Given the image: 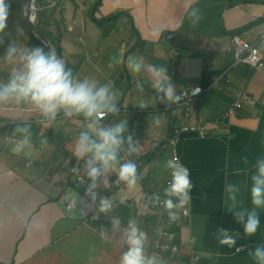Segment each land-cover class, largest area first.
Returning a JSON list of instances; mask_svg holds the SVG:
<instances>
[{"label":"crops","instance_id":"1","mask_svg":"<svg viewBox=\"0 0 264 264\" xmlns=\"http://www.w3.org/2000/svg\"><path fill=\"white\" fill-rule=\"evenodd\" d=\"M88 7L64 10L61 55L75 78L113 86L119 93V113L109 114L103 123L127 119L140 145L139 155L125 153L138 165L140 179L134 188L126 186L112 197L123 203L109 215L120 216L122 225L134 218L147 233L148 254L166 264H187L192 252L202 256L203 264H256L249 253L264 245V207L257 209V232L244 236L225 210L224 186L238 184V208L252 209L249 178L257 157L264 156V67L236 61L231 38L239 35L264 52V0H102L95 15L128 11L139 38L132 35L126 16L104 34L88 16ZM193 8L202 17L195 25L188 15ZM171 47L179 51L174 60ZM132 57L166 67L177 94L193 85H200L202 93L189 103L160 102L150 76L130 70ZM137 81L143 91L136 88ZM239 91L249 93L252 101L227 115ZM37 116L28 103L0 104V126L9 124L0 130V264H118L126 250L122 233L110 230L109 217L90 220L87 185L67 196L80 206L78 212L66 211L62 198L76 179L74 168L87 181L84 161L73 155L83 118L41 123ZM17 126H29L32 132L31 146L20 152L14 150L21 138ZM42 139L47 143L42 145ZM175 155L190 170L193 184L189 215L183 217L176 239L182 257L154 247L160 228L173 227L149 206L142 205L137 213L133 199L142 189L163 195L170 175L165 164ZM114 179L116 171L108 172L97 191L108 193ZM101 226L109 229L103 238ZM220 226L241 233L236 246L217 243Z\"/></svg>","mask_w":264,"mask_h":264},{"label":"clouds","instance_id":"2","mask_svg":"<svg viewBox=\"0 0 264 264\" xmlns=\"http://www.w3.org/2000/svg\"><path fill=\"white\" fill-rule=\"evenodd\" d=\"M11 4L8 0H0V34L8 28V18ZM193 25L201 20L200 11L193 8L189 12ZM18 34L23 32L20 25L15 26ZM2 42V39H0ZM4 60L12 65L6 80L0 81V104L14 102L31 104L42 117L41 123L52 122L62 113L64 117H82L84 124L73 146V155L84 161V175L87 177L85 195L96 204L97 213L92 219H99L100 214L109 217L110 230L122 233L126 250L119 257L118 264H166L155 254L146 251L147 233L140 229L137 221L129 217L126 225H122L121 217L108 215L119 204L108 195H101L97 189L101 178L115 170L116 183L121 182L129 188H134L140 177L134 160L121 161V153L127 156L139 155L140 145L134 141L129 132L128 120H120L114 124L103 123L109 114L119 113L117 100L119 93L113 90L111 84H98L92 79H77L72 70L57 56L55 51H45L40 45L28 47L9 42L4 50ZM130 70L134 73L144 72L151 78V87L158 93L160 102L166 105L178 104L185 93H176V86L168 75L167 68L152 63H145L142 58L132 57L128 61ZM136 88L143 91L144 86L137 81ZM196 91H199L197 89ZM144 108V105H140ZM15 131L21 138L15 145V151L20 152L31 146L32 132L29 126H17ZM40 143L46 144L47 139ZM248 163L247 157L242 158ZM165 167L170 170V180L164 188V199L159 194H152L149 201L153 206L160 205L165 209L169 222L179 219L178 210L184 208L192 200L190 195L193 184L190 170L178 159H170ZM254 172L250 176L248 189L252 209L238 208V195L241 188L236 183L228 182L224 186L225 209L231 214L233 221L243 229L244 236L254 235L261 223L257 209L264 207V156L257 157L253 164ZM79 172V168H74ZM107 183V180L104 181ZM120 203H123L122 201ZM148 205L145 204V208ZM109 229L101 226L100 235L105 237ZM241 233L236 230L217 227L215 238L218 244L229 247L236 246ZM239 250V249H237ZM249 255L256 264H264V245H257Z\"/></svg>","mask_w":264,"mask_h":264},{"label":"built area","instance_id":"3","mask_svg":"<svg viewBox=\"0 0 264 264\" xmlns=\"http://www.w3.org/2000/svg\"><path fill=\"white\" fill-rule=\"evenodd\" d=\"M169 37H170V35H169ZM231 47H232V50L234 51L236 61L247 63L251 67L257 68V69L264 67V52L259 48V46L256 43H252V42H249L245 39H242L239 35H233L231 38ZM171 53H172V60H174L175 57L178 55L179 51L177 49H175L174 47H171ZM197 89H199V91H196ZM180 93H185V96L182 99L183 102L189 103L190 101L197 98L202 93V87L200 85H193V86H190L188 88L184 87L181 89ZM244 101H247V102L252 101V97L246 91H239L237 93V97H236L235 101L230 105V108H229L227 115L230 114L235 107L240 106L241 103ZM34 111H36V115H38L39 118L42 119V117L39 115L38 111L35 108H34ZM60 117H64L62 113L57 118H60ZM71 118H79V117L74 116ZM194 128L200 130L199 127H194ZM174 158L178 159L179 162H181L180 159L176 155L174 156ZM121 161L122 162L127 161V156L123 152L121 153ZM137 169H138V165H137ZM72 172L75 173L76 179H75V181H73V186L68 188L65 191V193L62 195V198L64 199L63 201L65 202L66 211L71 212V211L76 210V212H78L79 210H77V209H80L79 208L80 206L73 203L72 199L67 198V196L70 195L71 191L76 190V187L81 186V184L87 185L88 182L81 175H79L77 172H74V171H72ZM170 178H171V176L169 175V177L166 180V184L168 183ZM116 180L117 179L113 180L108 193H104L101 191H98V192L101 195H108L111 198L114 197L115 194L119 190L126 187V185H124L122 182L120 184H117ZM154 193L159 194L161 199H164L162 193L159 191H147V190L142 189V190H139L134 195L133 199H134V203L136 205L137 213L139 211V208L142 205L147 204L151 209L156 210L162 217H166L169 220L167 212L165 211V209L163 207H161L160 205L153 206L151 203H149V201L152 199V194H154ZM87 201L90 203V205L92 207L91 212H89V214H88L90 217V220L92 222H99L101 220L108 218V216H106L104 214H100L99 219H96V220L92 219L93 215L95 213H97V207H96V204L93 203L91 201L90 197H88V196H87ZM113 201L116 202L117 204H120V202H121L119 199H114ZM189 211L190 210H189L187 205L184 208L178 210L179 219L176 220L175 222H172V223L168 222L170 225H172V227H173L172 229H166L165 227L160 228L159 235H158V237L154 243V247L156 249H161V250L168 249V250L172 251V253L174 255H176L177 257L183 256L180 244L176 241V239H177V235L179 233V229L181 227L182 219H183V217H186L189 215ZM237 249H240V247H238ZM187 264H203L202 256L197 252H192L189 255V260H188Z\"/></svg>","mask_w":264,"mask_h":264},{"label":"rangeland","instance_id":"4","mask_svg":"<svg viewBox=\"0 0 264 264\" xmlns=\"http://www.w3.org/2000/svg\"><path fill=\"white\" fill-rule=\"evenodd\" d=\"M27 0H8V2L11 4L10 9V15L8 18V28L5 30L4 33L0 34V39H2V42H0V73L9 75V72L11 71L12 65H9L4 60V50L5 47L9 42H16L19 46H36L40 45L35 39L33 38V34H31L30 29L27 25V22L25 20L24 16V6ZM41 2L37 4V13L36 18H40V21L42 20L43 24L47 29L51 27V29H54V25L58 24V28L60 29V32H57L58 36H61V31H63L65 28V25H60V22L62 24L64 23L63 15L64 10L66 7L73 8L74 6H78L80 8H87L89 5H91L93 0H40ZM41 11V13L38 15V12ZM20 25L23 29V32L21 34H18L15 30V26ZM88 32V31H87ZM89 33V32H88ZM42 46V45H40ZM43 47V46H42ZM45 51L46 48L44 47Z\"/></svg>","mask_w":264,"mask_h":264},{"label":"trees","instance_id":"5","mask_svg":"<svg viewBox=\"0 0 264 264\" xmlns=\"http://www.w3.org/2000/svg\"><path fill=\"white\" fill-rule=\"evenodd\" d=\"M37 4L40 3V0H36ZM102 3V0H93L91 5L87 9L88 16L90 19L104 32V34H109L114 28H116L117 22L123 17L126 16L128 18L130 28H131V33L133 36H137L139 38V32L137 31L135 25H134V20L130 13L125 10H120L116 11L113 13H110L106 16L103 17H97L95 15V11L99 8L100 4ZM41 13V11L38 12V15ZM36 23L38 27L48 36V38L51 40V42L54 44L55 48L57 51H60V37L58 36L57 32H60V29L58 28V24L54 25V29H47L45 25L43 24L42 20L40 21V18H36ZM31 32V30H30ZM31 34H33L31 32ZM34 38V35H33ZM40 45L46 48L48 51L47 47L39 40L35 39ZM61 52V51H60ZM0 75L7 79V75L0 73ZM3 120V119H1ZM9 127V124H5L0 126V130H6Z\"/></svg>","mask_w":264,"mask_h":264},{"label":"water","instance_id":"6","mask_svg":"<svg viewBox=\"0 0 264 264\" xmlns=\"http://www.w3.org/2000/svg\"><path fill=\"white\" fill-rule=\"evenodd\" d=\"M36 9H37L36 0L26 1L25 6H24V16H25V20L27 22L29 29L33 33L34 37L39 39L47 47L48 50L51 49L55 51L57 56L60 57L64 61L61 55V52L56 50L54 44L51 42L48 36H46V34L38 27L36 23V13H37ZM4 80L6 79L0 75V81H4Z\"/></svg>","mask_w":264,"mask_h":264},{"label":"bare ground","instance_id":"7","mask_svg":"<svg viewBox=\"0 0 264 264\" xmlns=\"http://www.w3.org/2000/svg\"><path fill=\"white\" fill-rule=\"evenodd\" d=\"M36 7H37V5H36ZM36 11H37V9H36Z\"/></svg>","mask_w":264,"mask_h":264}]
</instances>
